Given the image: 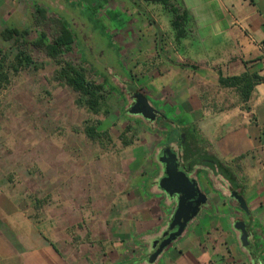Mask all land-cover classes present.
Returning <instances> with one entry per match:
<instances>
[{"label": "crops", "instance_id": "obj_1", "mask_svg": "<svg viewBox=\"0 0 264 264\" xmlns=\"http://www.w3.org/2000/svg\"><path fill=\"white\" fill-rule=\"evenodd\" d=\"M179 1L187 34L175 41L174 30L166 31L165 51L149 9L132 0L118 6L148 32L136 41V53L159 58L150 70V99L172 110L181 124L198 126L249 213L229 196L223 176L194 169L191 176L207 202L181 236L150 259L153 239L166 229L175 205L157 184L149 190L153 201H134L131 209L122 201L91 218L79 219L75 205L69 214L67 206L46 214L20 201H0V264H264V79L246 101L221 81L245 71L264 77V0ZM237 219L246 224L249 250L233 227Z\"/></svg>", "mask_w": 264, "mask_h": 264}, {"label": "rangeland", "instance_id": "obj_2", "mask_svg": "<svg viewBox=\"0 0 264 264\" xmlns=\"http://www.w3.org/2000/svg\"><path fill=\"white\" fill-rule=\"evenodd\" d=\"M119 1L0 0V33L4 28L27 29L22 37L3 40L0 36V48L11 58L20 45L32 61L0 86V201H20L24 207L41 208L46 214L59 206H67L64 213L69 214V206L75 205L79 219L116 208L122 201H127L129 209L134 201H153L149 190L161 175L157 156L162 137L155 125L149 127L148 121L128 114L127 109L131 91L140 90L150 97V70L158 67L159 58L136 53V41L148 32L118 6ZM132 1L151 11L148 20L157 22V44L165 51L163 40L166 31L172 30L168 13L159 4L141 1L143 7L139 0ZM35 5L44 7L47 17L63 19L69 25L76 41L61 58L81 64L91 80L108 83L109 113L93 114L77 107L76 93L52 79L57 64L35 45L39 35L34 24ZM142 59L146 61L141 64ZM156 105L160 104L152 107ZM159 107L167 120L179 122L165 105ZM86 121H98V129L107 130L110 142L100 145L88 139L83 132ZM123 130L132 141L128 145L121 142ZM194 143L212 154L211 145L201 138Z\"/></svg>", "mask_w": 264, "mask_h": 264}, {"label": "trees", "instance_id": "obj_3", "mask_svg": "<svg viewBox=\"0 0 264 264\" xmlns=\"http://www.w3.org/2000/svg\"><path fill=\"white\" fill-rule=\"evenodd\" d=\"M144 3L159 4L169 15V24L174 30L173 39L179 41L187 34L186 18L187 12L183 8L179 0H141ZM34 24L39 28V35L36 39L35 45L41 47L45 54L49 56L56 64L57 68L54 70L52 79L62 85L68 86L76 93L74 103L77 107L85 108L93 114L109 113L106 100V90L108 83L96 82L91 80L86 75V70L81 64H75L69 60H63L61 54L71 50L75 44L76 38L69 25L59 18H49L46 15V9L42 6L35 5L34 7ZM144 12V11H143ZM146 15V13H145ZM53 28L56 30H53ZM52 29L51 39L47 35L49 30ZM27 34V29H19L18 27L4 28L0 36L3 40H8L13 37H22ZM32 64L31 57L26 53L25 49H15L13 56L8 57L6 53L0 48V86L7 83L9 76L15 74L21 69L28 67ZM255 73L245 71L241 75H235L226 79H221L225 86L234 87L238 97L241 101H246L249 98L250 92L256 82L263 80ZM99 122L87 123L83 127L85 136L93 142L100 145L106 141L110 142V136L107 130L98 129ZM190 127L198 134L199 139L210 146L207 138L199 135L197 128L194 124ZM128 130V128H127ZM125 130L121 132L120 139L123 145H128L132 141L126 138ZM177 132L175 130L168 134L167 140L171 142L176 139ZM200 148V147H199ZM201 149V148H200ZM200 151V150H198ZM217 165H221L219 160L213 158ZM224 167V166H222Z\"/></svg>", "mask_w": 264, "mask_h": 264}, {"label": "water", "instance_id": "obj_4", "mask_svg": "<svg viewBox=\"0 0 264 264\" xmlns=\"http://www.w3.org/2000/svg\"><path fill=\"white\" fill-rule=\"evenodd\" d=\"M137 101L130 106L129 112L140 114L146 119H153V107L149 104L147 97L141 93H136ZM138 104L141 107H138ZM161 164L162 174L157 180V187L161 189L175 205L168 219L166 229L151 244L152 252L150 259L156 258L174 240L184 232L188 223L194 218L204 204L207 202L206 196L198 187L197 181L191 176L189 169L180 165L178 153L172 148L160 151L157 157ZM229 196L239 205L240 209L248 214L249 210L246 200L238 190H231ZM233 227L240 233V241L244 248L250 249L248 231L243 220H236Z\"/></svg>", "mask_w": 264, "mask_h": 264}, {"label": "flooded vegetation", "instance_id": "obj_5", "mask_svg": "<svg viewBox=\"0 0 264 264\" xmlns=\"http://www.w3.org/2000/svg\"><path fill=\"white\" fill-rule=\"evenodd\" d=\"M139 91L140 90H133L130 93L131 94L130 95L131 100L129 102L128 109H127L128 114H133V113L129 112V108H130V106H132L133 104L136 103V101H137L136 93ZM145 96L150 98L148 95H145ZM151 101H149V104L152 106L154 102L153 101L151 102ZM159 106H161V105H159ZM159 106L156 105V107L153 108L154 109L153 110V113H154L153 119H146V118L142 117L140 114H133V115H138V116L142 117L143 119H145L146 121H148L149 127H152L153 125H155L158 128V131H156V133H160V135L162 137V139L160 141V145H159L160 149H159L158 154L163 149L172 148L173 150H175L178 153L180 165L183 166L185 169H189V171L192 173V171L194 169L206 168V170L210 171V173H213V174L217 173V174H220L221 176H223V178L227 181V183L229 185V193L231 190H234L233 188H231L232 184L230 181V177H229L230 174H229L228 170L226 168L222 167L221 165H217L213 161V159L211 158V157L215 158L213 153L210 154V153H208L207 150L200 149L199 146L195 145L194 142H197V138H199V137H198V134L196 132H194V130L190 127V125L189 124L188 125L187 124H181L182 121L180 120V118L176 117L173 114V111L170 110V112H172V114H171L172 118L179 121L177 124H173L171 121L167 120V118L165 117L164 114H162V113H164L162 111L163 109ZM138 107L140 108L141 105L138 104ZM173 130H175L177 132V134L175 135L176 139L172 140L171 142H168V140H167L168 134H170V132ZM173 143H176V146H178V147L175 148L172 145ZM198 150H200V151H198ZM158 163L161 166L159 161H158ZM155 169H156V167H155ZM197 173H198V171H197ZM161 174H162V168H161ZM157 180H156V182H153L154 185L157 184ZM237 220H239V219H237Z\"/></svg>", "mask_w": 264, "mask_h": 264}]
</instances>
